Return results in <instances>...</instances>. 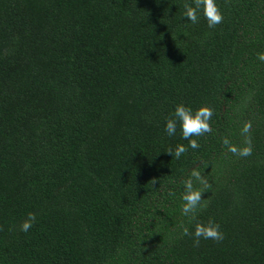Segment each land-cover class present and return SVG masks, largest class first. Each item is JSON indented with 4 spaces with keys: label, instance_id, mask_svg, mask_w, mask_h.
<instances>
[{
    "label": "trees",
    "instance_id": "1",
    "mask_svg": "<svg viewBox=\"0 0 264 264\" xmlns=\"http://www.w3.org/2000/svg\"><path fill=\"white\" fill-rule=\"evenodd\" d=\"M193 3L0 0V264H264V0L214 28ZM180 103L213 110L197 149L164 131Z\"/></svg>",
    "mask_w": 264,
    "mask_h": 264
},
{
    "label": "clouds",
    "instance_id": "2",
    "mask_svg": "<svg viewBox=\"0 0 264 264\" xmlns=\"http://www.w3.org/2000/svg\"><path fill=\"white\" fill-rule=\"evenodd\" d=\"M159 2V0H158ZM202 11L204 18L207 20L209 28H214L216 25L220 24L223 19V14L218 7L217 0H194L192 5H185V11L183 13L184 17L196 23L199 19L198 13ZM257 59L264 63V53H260ZM213 115V110L208 105H202L196 110H193L190 106H186L183 103L177 104L173 113L174 118H169L164 127V131L168 136H173L177 130V122L180 124L182 131V138L188 140V147L192 149H197L199 144L196 139H191V137H200L205 133L212 131L209 121ZM250 125L245 124L242 129L243 134L249 132ZM224 143L229 145L228 151L237 154L239 156H249L251 155V145L250 141H247L246 147L238 149L235 146H231L229 141L225 140ZM186 147L184 145H177L174 151H166L172 156L179 158L183 153L186 152ZM191 178L183 182L184 194L182 196L183 206L181 209V214L189 218V221L194 220L198 209L201 207L202 194L204 190L196 189L193 185V179L199 183L205 185L207 188L208 182L202 177L201 173L192 170L190 174ZM36 217L30 214L27 220L21 225V230L28 232L32 223L35 221ZM181 233L184 236L192 235L195 238V243L199 244L201 238L207 240H222L223 233L220 231V227L214 221H209L207 224L197 222L195 224L194 232L190 233L189 228L181 224Z\"/></svg>",
    "mask_w": 264,
    "mask_h": 264
}]
</instances>
